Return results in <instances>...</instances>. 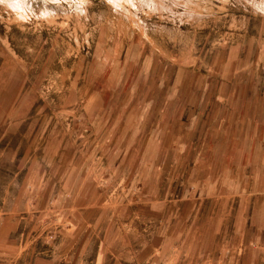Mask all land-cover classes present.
Here are the masks:
<instances>
[{
    "label": "rangeland",
    "instance_id": "1",
    "mask_svg": "<svg viewBox=\"0 0 264 264\" xmlns=\"http://www.w3.org/2000/svg\"><path fill=\"white\" fill-rule=\"evenodd\" d=\"M131 2L0 5V264H264V14Z\"/></svg>",
    "mask_w": 264,
    "mask_h": 264
},
{
    "label": "clouds",
    "instance_id": "2",
    "mask_svg": "<svg viewBox=\"0 0 264 264\" xmlns=\"http://www.w3.org/2000/svg\"><path fill=\"white\" fill-rule=\"evenodd\" d=\"M62 2L68 3L72 12L82 15L85 11L84 5L88 3V0H0V5L11 10L13 13H25V15L19 16L21 20H24L29 13L31 16H36V12L32 8V4L34 3L44 5V8L39 13L40 17L47 18L56 14L55 10L48 8L49 3L56 5L60 8L61 14H64L65 10L61 7ZM106 2L114 4L115 0H106ZM246 3L251 5L255 12L264 14V0H246Z\"/></svg>",
    "mask_w": 264,
    "mask_h": 264
},
{
    "label": "bare ground",
    "instance_id": "3",
    "mask_svg": "<svg viewBox=\"0 0 264 264\" xmlns=\"http://www.w3.org/2000/svg\"><path fill=\"white\" fill-rule=\"evenodd\" d=\"M126 1L131 2L132 0H126ZM131 3H132V2H131Z\"/></svg>",
    "mask_w": 264,
    "mask_h": 264
}]
</instances>
